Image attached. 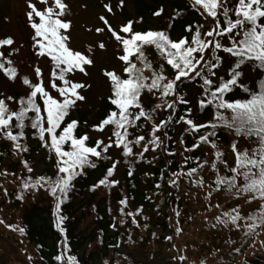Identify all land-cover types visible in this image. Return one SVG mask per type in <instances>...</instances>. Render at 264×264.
Returning a JSON list of instances; mask_svg holds the SVG:
<instances>
[{"label": "snow or ice", "instance_id": "6c2138e0", "mask_svg": "<svg viewBox=\"0 0 264 264\" xmlns=\"http://www.w3.org/2000/svg\"><path fill=\"white\" fill-rule=\"evenodd\" d=\"M38 3L44 7H38L36 2L28 0L27 16L34 30L33 46L37 48L40 56L50 58L49 83L45 84L43 71L36 66L34 69L38 78L36 82L28 76L21 78L22 83L29 88L25 96L18 100L11 96L0 98V133L12 140L14 147L27 151L26 147L20 144V138L25 136L27 121L35 130L33 134L38 135L45 146L54 151L57 157L55 175H42L34 182L28 177L22 187L29 189L39 185L48 188L55 199V227L61 234H65L66 230L62 226L65 217L60 214V209L68 199L74 180L84 175L87 168H96L98 160L109 159L106 154L113 146L121 148L126 157L135 155L141 159L150 147L153 150L163 149L162 135L167 136V133L164 132L162 135L157 133L171 122H184L194 134L204 130L198 135L192 148L198 149L201 144H208L215 150V158L210 163L216 174L213 181L214 190L226 186L237 196L250 193L249 201L255 199L264 201V76H261L254 85L241 83L244 75L242 68L246 64H255L264 72V0H235L234 3H230V0H193L192 7L201 12L205 21L211 18L212 23L206 31L203 30V25L196 27L194 31L191 25L187 26L190 38L182 37L179 40L171 39L164 31L151 29L136 31L132 20L122 24L119 31H116L109 21L101 16L100 20L121 45L122 54L119 59L125 66L124 75L118 74L115 70L105 71L111 85L112 94L109 100L114 108L93 127L103 131L105 126L110 125L112 133L107 143L96 140L93 145L87 143L89 139L87 133L81 135L75 133L78 121L66 122L65 117L77 100L84 99L78 90L86 86L70 79V74L77 70L86 74V66L92 65L94 61L90 54L74 50L69 45L70 38L66 33L71 27V21L64 18L68 9L64 0H38ZM105 8L109 12L112 11L109 5H105ZM104 30L96 29L98 33ZM225 40L228 43H224ZM13 44L14 40L10 36L0 38V47ZM98 47L104 49L106 46L101 42ZM146 47H154L173 69L171 78L165 74L163 64L159 68L153 67V62L145 55ZM221 52L228 54L232 59V64L226 69V77L217 76L215 71L223 66ZM88 53H91V46ZM0 58H2L0 70L8 78L15 80L18 77V69L13 65V61L3 51H0ZM197 78L202 81V98L198 100L196 109L189 107L186 111L192 113L211 106L213 118L205 123H196L192 118L183 115L176 120L170 114L167 119L155 123L153 114L162 104L146 108L142 103V94L145 91L153 96L159 94L163 105L171 111L175 109L177 102L188 104L186 96L179 94L183 81ZM237 87L244 94L242 98L227 95L233 93ZM51 89H55L56 95L52 94ZM165 97L172 99L164 100ZM8 101L17 103L18 108H11ZM146 124H150L151 129L148 133L150 138L144 143L146 135L135 134L130 132V129H141ZM13 128L19 130L13 131ZM219 129L233 132L235 137H244L255 145L241 151L238 148V139H233L231 150L235 153L234 166L223 159L225 154L217 144ZM130 136H134V139H130ZM133 145H141L142 150L134 153ZM189 159L185 158L184 163H188ZM195 159L201 162L195 167L188 168L186 175L189 177L196 175L198 169L202 170L209 164L207 159L201 160V157ZM117 163L114 161L106 168L103 177L92 185L93 189L118 184L115 179H109ZM218 163L230 174L221 175ZM24 164L31 172L27 161ZM183 174L185 173L181 169L172 175L179 177ZM169 182L176 183L175 180ZM194 183L203 185V176ZM211 194L210 191L208 195ZM119 203L126 205L127 197L122 198ZM215 207L219 208L220 205L217 204ZM123 211L121 208V212ZM136 211L139 212L141 209L138 208ZM127 215L133 216V213L129 212ZM215 219L225 226L232 224L236 228L241 227L238 221L245 220L247 223L243 227L248 233H252L257 227L264 229V203L256 212L247 216L242 215L240 206L237 205L231 210L223 211ZM133 223H136L134 216ZM20 231L23 232V229ZM62 247L64 250L55 256V260L62 264H79L75 255L68 254L66 236Z\"/></svg>", "mask_w": 264, "mask_h": 264}, {"label": "trees", "instance_id": "16d2710c", "mask_svg": "<svg viewBox=\"0 0 264 264\" xmlns=\"http://www.w3.org/2000/svg\"><path fill=\"white\" fill-rule=\"evenodd\" d=\"M165 1L168 4V9L162 5V0H155L152 5H147V1L137 0L134 8L137 16L133 23L134 30L139 27L146 28L153 19L152 15L157 12L159 13L155 19L157 26L153 30L164 31L173 40H179L182 37L190 38L187 27L189 25L193 31L196 27L203 25V30L206 31L212 23L211 18L205 21L201 12L192 7L193 0ZM234 2L235 0H230V3ZM70 17L71 10L68 7L64 18L70 21ZM25 18L28 21L26 15ZM102 28L105 29L102 33L106 39L114 41L120 56L122 54L121 45L106 26H102ZM146 30L148 29L144 31ZM173 32L178 36L175 39ZM224 43H228V41L225 40ZM32 47L35 50L33 45ZM145 55L153 62V67L159 68L163 64L165 74L169 78L172 77L173 69L160 57L154 47H146ZM220 55L223 57V66L215 71L217 76L226 77V69L232 64V59L226 53L221 52ZM246 69L252 73L260 72V75L246 82L241 78V83L254 85L261 76H264V72L258 69L255 64L243 66L244 74ZM146 74L148 73L146 72ZM201 84L202 81L198 78L196 80L185 79L180 86L179 94L186 96L188 104L177 102L175 109L171 111L163 105L159 94L153 96L145 91L141 97L142 103L146 108H152L158 103L162 104L161 108L153 114L155 123H159L161 119H167L170 114L176 120L183 115L192 118L196 123H205L213 118L211 106L192 113L186 111L189 107L197 108L198 100L202 98ZM193 88L196 89L194 93H192ZM227 95L232 98L244 96L238 87L233 93ZM171 99L172 97L164 98V100ZM113 108L109 97H101L100 103L94 111L88 112L74 106L73 110H69L65 121H78L75 133L81 135L86 133L84 131L88 127L98 124ZM110 127L107 138L112 133V126ZM150 129L151 125L146 124L144 128H133L130 129V132L146 135L144 141L146 143L150 138L148 136ZM18 130L13 128V131ZM24 131L25 136L20 138V144L26 147L27 151H21L14 147V142L0 133V197L6 196L10 199L6 205L9 206L8 210L4 204L1 205L6 209L4 217L11 221L9 222L11 234L25 251H28V260L23 256V260L16 258L11 261V264H62L55 260V256L64 250L62 244L65 236L69 245L68 254L75 255L79 264H92L95 258H98L99 262L120 258L122 255L115 249L117 244L135 246L141 242L146 243L145 251L149 254L155 253L154 246L157 242L159 245L157 249L164 259V264H201V262L204 264H264V229L257 227L252 233H248V230L243 227L247 223L245 220L238 221L241 224L240 228H236L232 224L225 226L215 218L223 211L230 209L220 206L217 208L220 214L208 215L209 208L198 198L199 196H209L210 191L212 192L211 196H217L218 193L223 196L228 190L226 186L220 190H214L213 181L216 174L211 169L210 163L215 158V150L208 144H201L198 149L192 148V144L197 141L198 135L202 134L204 130L194 134L184 122H171L157 133L158 135L167 133V136L162 135L164 148L153 150L150 147L142 159L135 155L126 157L120 148L121 158L117 160L121 162L122 176L117 177L115 168L112 177L109 178L115 179L118 184L98 186L93 189L92 185L103 177L106 168L111 166L112 162H117L115 157L107 153L109 159L98 160L96 168H87L84 175L74 180V186L68 194V199L61 205L60 214L65 217L62 225L66 230L65 234H61L55 227V199L48 188L39 185L29 189L22 187L28 177H31L34 182L37 177L42 175L54 176L57 166V157L54 151L45 146L38 135L33 134L35 130L30 127L27 121ZM129 138L134 139V136ZM233 139H238V145H241V139H243L250 144V148L255 146L244 137H235L233 132L226 129L218 130L217 144L224 154L223 147L231 150ZM87 143L93 145L95 142L88 139ZM39 150L44 154H40L38 157H41L42 161L49 166L39 173L31 174L32 171H28L24 162L27 161L28 166L33 170L34 157ZM141 150V145H133L134 153ZM11 157L18 158L15 163V165H19L17 173L11 171L13 164V162H9ZM196 157H201V160L207 159L209 164H206L202 170L198 169L196 175L189 177L186 175L188 168L195 167L201 162L197 161ZM185 158H190L188 163H184ZM223 159H225V155ZM232 165L234 166V164ZM218 167H220L221 175L230 174L219 163ZM181 169L185 174L179 177L172 175ZM130 172L131 175H129ZM201 176L204 178L203 185L194 183ZM170 180H175L176 183L172 184L169 182ZM39 194L43 196H38ZM250 195V193H242L238 204L244 216L256 212L264 203L260 199L249 201ZM96 196L108 197L97 199L94 202ZM125 197H127V204L121 205L119 201ZM247 207L252 209L250 213L245 211ZM121 208L124 209L123 212H121ZM138 208L141 211L137 212ZM15 211L20 212L18 217L15 216ZM88 211H92L94 214L93 226L90 230L86 228L79 231L78 226ZM129 212L133 213L135 221L139 219L140 223H133V216L127 215ZM4 217L2 218L0 215V219L3 220ZM20 229H23V232ZM80 232L86 233V237H83ZM179 239L181 240L177 242ZM180 257L185 259L181 260Z\"/></svg>", "mask_w": 264, "mask_h": 264}, {"label": "rangeland", "instance_id": "374dc122", "mask_svg": "<svg viewBox=\"0 0 264 264\" xmlns=\"http://www.w3.org/2000/svg\"><path fill=\"white\" fill-rule=\"evenodd\" d=\"M146 1L148 2L147 5H152L155 0H144V2ZM33 2H36L38 7H44V5L38 3V0H33ZM64 2L71 10V27L66 33L70 38V47L74 50L90 54L94 61L92 65L86 66V74L79 70L70 74V79L86 85L84 88L78 90L84 99L77 100L74 106L92 112L98 107L101 97H109L112 94L110 81L106 77L105 71L115 70L118 74H123L124 68V63L119 59V50L115 47L114 41H108L102 32L98 33L96 31L97 28L105 26L100 20V17L104 16L109 21L112 28L119 31L120 26L129 21L130 18L135 22L137 16L134 8L137 0H123L122 4L121 0H64ZM162 2V5L168 9L167 2L165 0H162ZM105 5H109L112 11H107ZM27 10H29L28 0H0V38L10 36L14 40L13 45L0 47V51H3L18 69V77L15 80L8 78L2 70H0V96H2V98L11 96L18 100L21 96H25L28 93L29 88L22 83L21 78L23 76H28L33 82H36L38 80L34 70L36 66H39L42 69L45 84L49 83L51 72L50 58L47 56H40L37 48L35 47L34 50L32 47L34 30L31 28L29 20L26 21L25 15L28 19ZM156 15L158 14L152 15L153 19H151L150 24L146 28L142 29L139 27L136 31L155 29L157 26L155 25L157 22L155 20ZM173 37L174 39L178 37L175 32H173ZM101 42L106 46L104 49L98 47ZM89 46H91V53H88ZM259 75L260 72L252 73L249 69H246L242 80L244 82L253 80ZM195 91L196 89L193 88L192 93ZM51 92L53 95H56L55 89H51ZM8 103L11 108L17 109V103L13 101H8ZM74 106L71 107L72 110ZM88 118L90 119V116H88ZM110 129V125L105 126L103 131L96 130L94 127H88L84 132L87 133L89 139L93 142H95V139H99L107 143L109 140L107 134H109ZM246 147L250 148V144L241 139V145H238V148L242 151ZM223 149L225 151V159L228 160L230 165L234 164L235 153L226 147H223ZM108 153L115 157L116 160L121 158L120 148L115 146L111 147ZM40 154L43 155L44 153L39 150L34 157L35 164H33L31 174L39 173L43 171L46 166H49L42 161L43 159H41V157H38ZM16 161H18L17 157H11L9 159V162H13L11 165V171H16L17 173L19 165H15ZM117 162L116 175L120 178L122 176L121 162L118 160ZM38 196L43 195L39 194ZM107 197L108 196H96L94 202H96L97 199H106ZM198 198L207 208H209L207 214L213 216L220 214L215 205L219 204L221 208L225 207L231 210L234 206L239 204L241 194L237 196L234 191L227 190L226 194L223 196L218 193L217 196H199ZM9 202L10 199L8 197H0V215L2 218L6 213V209H9V206H6ZM1 204H4L6 209ZM245 211L250 213L252 209L247 207L245 208ZM14 214L18 217L20 212L15 211ZM85 215L86 216L81 221V224L78 226L79 231L85 230L86 228L90 230L93 226V212L88 211ZM3 220L0 219V264H11V261L16 258L17 260H23V256L28 260V251L26 252L11 234V227H9V222L11 221L5 217ZM136 223H140V220L136 219ZM81 234L83 237H86V233ZM180 240L181 239L176 241L179 242ZM154 247L155 253L151 251L152 253L149 254V252L145 251V242L138 243L135 246L117 244L115 249L120 252L122 257L113 260H106L105 262H99L98 258H95L92 264H164V259L161 257L159 254L160 251L157 249L159 247L157 242H155ZM107 255L109 254L107 253ZM124 261H126V263H124Z\"/></svg>", "mask_w": 264, "mask_h": 264}]
</instances>
